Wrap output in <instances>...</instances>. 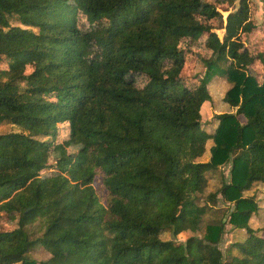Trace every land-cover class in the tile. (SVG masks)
<instances>
[{
	"label": "trees",
	"instance_id": "obj_1",
	"mask_svg": "<svg viewBox=\"0 0 264 264\" xmlns=\"http://www.w3.org/2000/svg\"><path fill=\"white\" fill-rule=\"evenodd\" d=\"M234 2L226 0L209 56L196 54L205 67L193 76L195 96L209 101V84L225 78L232 85L222 100L235 109L215 115L202 162L206 135L187 115L191 98L167 100L181 77L157 67L181 50V38L210 31L195 20L198 0H0V124L20 128L0 134V204L22 205L11 209L13 227L0 220V264H200L227 215L246 237L230 243L224 264H264V234L248 223L259 207L245 196L264 184V82L244 46L249 3L234 10ZM75 7L89 21L108 20L99 36L79 30ZM88 44L99 50L95 64L81 54ZM64 122L91 151L49 163ZM226 164L229 179L207 192V173ZM218 193L232 203L221 216ZM32 228L42 231L33 238ZM166 230L171 237L162 238ZM37 245L49 257L32 258Z\"/></svg>",
	"mask_w": 264,
	"mask_h": 264
},
{
	"label": "rangeland",
	"instance_id": "obj_2",
	"mask_svg": "<svg viewBox=\"0 0 264 264\" xmlns=\"http://www.w3.org/2000/svg\"><path fill=\"white\" fill-rule=\"evenodd\" d=\"M201 6H199L196 14L195 20L210 27V33H205L203 37L199 39L181 38L178 42L179 49H181L177 54L172 55L161 65L157 66L163 72L167 74H178L181 80L177 82L181 83V86L177 88L176 84L173 86L177 88V91L172 92L170 95L167 94L165 98L170 100V102H178L186 98H191V105L187 108L186 112L188 116L198 119L202 124L203 133L206 135L204 141L205 152L203 156L199 157V161H207L210 157L209 148L212 145L211 135L213 134L215 127L218 125L215 115L222 112H234L235 109L229 107L227 103L222 100L225 95V91L232 85L225 78L219 79V81L211 82L208 86L209 93L212 95L209 101L201 103V95L195 96L194 89L197 84L193 80L194 74L202 76L204 72V65L198 61L196 54L199 53L202 56H209L212 49L216 46L215 38L213 37V29L221 36V27L219 21L225 17L227 14L226 0H198ZM248 6V18L253 22V28L247 36H243L245 39L244 46L248 52L253 56V69L257 73L258 80L264 82V2L260 0H247ZM234 10L239 6V0H235ZM128 6H125L124 11H128ZM75 15H77V26L82 33L91 31L99 36L103 28L107 26L108 20L99 18L97 21H89L87 16L80 11L77 7L74 8ZM14 22V21H12ZM219 25V27H218ZM154 37V36H153ZM152 37V38H153ZM191 51L192 53H188ZM99 52L95 44L83 45L81 54L85 58L86 62L95 64L98 60L97 53ZM32 65L26 67V73L31 71ZM135 85L140 87L143 86L145 81L138 76L134 81ZM133 84V83H132ZM171 87L167 88L168 90ZM172 97V98H171ZM196 105V107H195ZM238 119L245 123L243 116L237 114ZM59 123L58 135L53 142V146L48 150V162H55L61 155V152H69L74 154V156H79L81 153H86L91 151L90 140L85 139L80 135L77 126H70L69 124ZM20 128L7 123L0 124V134L7 132H18ZM60 154V155H59ZM229 168L230 164L223 165L219 167L216 172H208V184L207 192H215L222 185V178L229 179ZM129 177L127 174L120 176V181L124 182L126 178ZM252 195L254 200L259 207L257 211L252 213L249 217V225L256 230L257 234H264L262 227L264 226V184L256 183L248 191H246L245 196ZM218 200L216 203V209H218L217 214L227 211V207H232V203L225 201L220 193L217 194ZM21 203L17 200L8 201L5 205L0 204V220L2 229L11 228L15 223L17 217V211L11 209H19ZM176 211V210H174ZM173 212V211H172ZM228 215L225 217V229L222 234L221 240L216 247L209 246L205 248V259L200 264H224L225 259L228 258L226 255V249L230 246V243L235 240H241L246 237V231L243 228L234 227L228 221ZM33 232V238L40 234L42 230L31 229ZM192 232L187 231L181 233L177 237L179 239H185L187 235ZM199 233V232H198ZM162 238L171 237L169 231H164L160 235ZM105 253L111 255L109 248H105ZM231 252L233 254H238L236 248H232ZM30 255L34 259H46L49 257V252L45 250L40 245L36 246L35 250L30 251ZM19 264V263H15Z\"/></svg>",
	"mask_w": 264,
	"mask_h": 264
}]
</instances>
